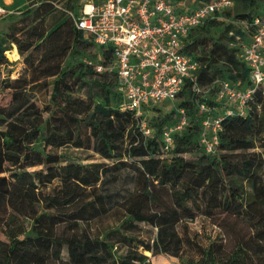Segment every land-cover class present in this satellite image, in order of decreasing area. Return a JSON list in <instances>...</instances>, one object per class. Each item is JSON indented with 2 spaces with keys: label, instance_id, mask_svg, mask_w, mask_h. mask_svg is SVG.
Returning a JSON list of instances; mask_svg holds the SVG:
<instances>
[{
  "label": "trees",
  "instance_id": "obj_1",
  "mask_svg": "<svg viewBox=\"0 0 264 264\" xmlns=\"http://www.w3.org/2000/svg\"><path fill=\"white\" fill-rule=\"evenodd\" d=\"M54 2L32 0L20 12V19L27 23L13 35L0 36V65L9 62L5 52L12 49L10 42L26 64L38 68L34 51L42 45L37 42L52 30L50 39L63 26L58 24L64 13ZM232 8L223 12L230 20ZM262 14L264 8L254 14L240 12L227 25L232 32L228 42L208 43L205 34H196L218 19L190 33L186 48L201 61L197 75L201 85L218 78L252 85L250 69L236 51L241 41L249 40L253 19ZM47 17L52 18L51 24ZM70 29L73 55L81 52L80 45L96 49L76 24ZM91 74L104 80L105 102L75 95ZM52 75L57 78L51 98L59 110L52 113L43 143L38 140L45 109L32 96L41 77H8L0 89V93L7 90L0 98V264H79L81 257L90 264H155L146 251L179 257L185 243L193 242L187 221L198 216L209 218L234 241L231 264H245L249 259L251 264H264V87L256 88L247 115L224 119L218 152L212 155L200 143L205 113L198 101L223 106L216 98L204 99L186 87L179 109L186 110L188 124L175 133L174 146L166 151L161 135L174 121L170 123L168 115L155 117L149 120L152 134L145 135L135 113L121 108L123 96L114 74L100 73L85 61L77 66L59 64L46 76ZM110 94L121 98L119 105L111 104ZM63 146L93 150L112 164L63 163L51 150ZM171 152L172 157L165 156ZM187 153L195 155L187 157ZM130 172L135 189L111 188ZM113 209L122 220L120 230L105 237L92 233L91 221ZM140 223L157 230L156 237L135 236ZM181 224L186 235L178 228ZM198 246L203 257L212 254L214 245Z\"/></svg>",
  "mask_w": 264,
  "mask_h": 264
},
{
  "label": "built area",
  "instance_id": "obj_2",
  "mask_svg": "<svg viewBox=\"0 0 264 264\" xmlns=\"http://www.w3.org/2000/svg\"><path fill=\"white\" fill-rule=\"evenodd\" d=\"M235 0H210L184 7L175 0H90L75 24L94 43L97 61L86 62L100 72L114 74L123 96L121 108L135 113L140 130L152 134L148 113L164 101H175L187 86L202 98L214 97L224 105L211 107L198 101L202 117L200 143L207 154L218 152L223 121L248 114L256 88L264 87V14L253 19V32L241 41L237 57L250 69L252 85L218 78L203 86L197 79L201 61L187 51L190 33L212 19H221ZM7 10L0 7V15ZM109 56V58H107ZM180 119L162 132L163 148L170 151L175 133L188 124L185 109Z\"/></svg>",
  "mask_w": 264,
  "mask_h": 264
},
{
  "label": "rangeland",
  "instance_id": "obj_3",
  "mask_svg": "<svg viewBox=\"0 0 264 264\" xmlns=\"http://www.w3.org/2000/svg\"><path fill=\"white\" fill-rule=\"evenodd\" d=\"M32 0H26L24 4L18 8H13L14 13L7 15L5 17L0 16V36H9L15 34L19 28L23 27L25 23L20 19V12L28 8ZM38 1V0H35ZM55 7L64 13L63 20L58 25H63L59 32L54 34L48 39L49 35L52 33V30L49 31L46 36L37 42L42 45L40 49L34 51V59L36 64L39 65L38 68L33 69L28 64L25 63L23 56H21L17 50V47L10 42L8 45L12 47L5 52L8 61L7 63L0 65V89L4 88L6 80L10 77L12 80L17 77L24 75L28 79L39 78L41 81L40 84H37L32 91V96L37 100L44 111V124L42 126V134L38 142L43 143L44 137L49 133L51 126V116L52 113L59 110L57 105L53 102L51 98L54 80L57 76H46L49 73V70L54 71L59 64H69V65H80V63H85L86 60L97 61L98 55L97 50L92 46L80 45L78 49L80 53L73 55L72 54V41L71 38V29L76 18L80 15V10L90 0H54ZM178 3H182L184 7L192 8L201 3L210 1V0H177ZM256 4L253 5L252 2L246 0H236V5L232 8L230 20L226 16L216 20L217 22L210 24L209 27L202 31H197L198 33L205 34L204 37L207 38L208 43H213L214 39L221 41H229L230 35L232 32L227 31V25L230 22H234L238 19L236 16L243 10H248L252 14L256 11L264 8V0H256ZM47 24L52 23V18H46ZM244 28L245 26L241 24ZM246 28V27H245ZM248 30V29H247ZM248 32V31H247ZM20 35V33H18ZM248 36V35H247ZM250 35L247 37L249 38ZM211 45V44H210ZM201 48L199 47V53ZM92 58V59H91ZM49 69V70H47ZM104 80L97 77L94 74L87 76V82L82 84L80 87L76 88L75 95L83 98L94 97L96 101L105 102L106 89H101V83ZM107 81V80H106ZM3 91V90H2ZM5 90L3 93H0V98H3ZM103 93V95H101ZM111 104L119 105L121 98L119 96L112 97L109 95ZM7 100H4L6 103ZM183 99L180 96L175 101H164L156 105L155 108L150 109L148 113V119L151 120L155 117L163 118L164 116H169V122L175 123L180 119L181 113L179 112V107ZM194 117V116H193ZM174 125V124H173ZM54 153H57L62 158V162H77L83 165H89L91 163H106L112 164L111 160L103 158L100 154L94 152L93 150L80 149L73 146H63L59 148H51ZM259 150V149H258ZM187 157H192L194 153L185 154ZM166 157H172L173 154L167 153ZM57 181L53 184L56 185ZM52 187V186H51ZM115 191H132L135 189V181L133 178L132 172L129 175H125L123 179L117 185L111 186ZM50 190V188H49ZM188 236L193 240L192 244L190 242L185 243L184 251L179 257L165 255V254H156L146 251L147 255L150 256V259L155 264H231V261L234 257L232 254L233 250L236 248L235 243L232 240H229L222 229L217 225H214L211 220L204 216H198L195 220H188ZM122 220L119 218V215L115 213L113 209L109 214L102 217L93 219L90 223L92 233H101L102 237H105L108 232L120 230ZM139 231L133 232L135 236H140L145 239L151 240L156 237L157 230L149 228L144 223H140ZM149 232H147V229ZM180 232L183 235L187 234L183 225L178 226ZM199 245L202 247L208 248L211 245L213 246L212 254L204 256L201 251H199ZM125 248L122 249L124 251ZM253 255V254H252ZM166 262V263H165ZM79 264H90L86 258L81 257ZM245 264H251L250 259L245 262Z\"/></svg>",
  "mask_w": 264,
  "mask_h": 264
},
{
  "label": "crops",
  "instance_id": "obj_4",
  "mask_svg": "<svg viewBox=\"0 0 264 264\" xmlns=\"http://www.w3.org/2000/svg\"><path fill=\"white\" fill-rule=\"evenodd\" d=\"M26 0H0V7H3L7 10L6 13L1 14L0 16L5 17L14 13L13 8H18L24 4Z\"/></svg>",
  "mask_w": 264,
  "mask_h": 264
}]
</instances>
